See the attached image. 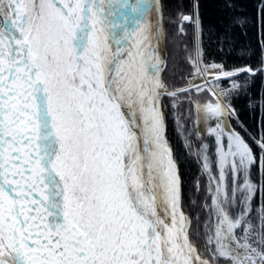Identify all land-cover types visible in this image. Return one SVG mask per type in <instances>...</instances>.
Instances as JSON below:
<instances>
[{
	"label": "snow or ice",
	"instance_id": "1",
	"mask_svg": "<svg viewBox=\"0 0 264 264\" xmlns=\"http://www.w3.org/2000/svg\"><path fill=\"white\" fill-rule=\"evenodd\" d=\"M163 15L162 0H0V264H264V90L249 95L255 135L230 99L248 93L241 74L264 75V0L231 21L256 27L259 66L204 63L199 0L178 12L204 85L171 91L160 74ZM220 81L230 87H208ZM193 90L214 100L196 105L188 129L176 113ZM165 98L208 177L211 259L190 239ZM209 120L214 151L199 129Z\"/></svg>",
	"mask_w": 264,
	"mask_h": 264
},
{
	"label": "trees",
	"instance_id": "2",
	"mask_svg": "<svg viewBox=\"0 0 264 264\" xmlns=\"http://www.w3.org/2000/svg\"><path fill=\"white\" fill-rule=\"evenodd\" d=\"M163 17L165 19V30L167 32V41L165 44L168 58L163 70V78L170 88L183 87L187 82V75L193 73L194 69L189 62V55L192 47L193 27L185 24L187 35H181L179 32L178 12L188 13L191 11L192 0H162ZM200 15L205 29L203 39V57L204 63L210 64L225 63L229 69L243 67L247 64L259 66L260 51L257 47V29L254 25L249 24L246 27H233L231 21L233 17L252 18L256 13L257 0H199ZM232 4L231 8L227 4ZM227 36L230 43H223ZM187 45L188 50H185ZM243 84L249 82L248 93L243 90L230 95L232 106L235 108L240 122L245 128L256 134L259 124V115L249 108V95L255 97L258 91L264 90V75H258L251 78L246 74H241L238 78ZM221 89L230 87L229 81H221ZM191 92L181 96L177 115L183 114L186 118L183 120L193 128V122L196 121V105H204L200 99H192ZM191 95V99L188 98ZM169 105V124L168 135L171 147L174 149L175 158L180 166L183 180V210L187 212L192 219V226L189 229L190 238L195 243L202 242L203 224L207 218V211L204 209L207 192L205 187L208 183L207 175L197 173L194 169L195 163L193 155L189 156L183 151L176 137L179 133L176 130V124L173 120V111L171 108V99L165 98L164 101ZM235 124V121H233ZM239 131V128H237ZM209 145L215 150V139L209 140ZM255 151L258 148L253 145ZM253 177L256 178V169H253ZM200 181L201 192L195 191L196 181ZM195 202V203H193ZM210 202V201H208ZM227 261L224 260L223 263Z\"/></svg>",
	"mask_w": 264,
	"mask_h": 264
},
{
	"label": "rangeland",
	"instance_id": "3",
	"mask_svg": "<svg viewBox=\"0 0 264 264\" xmlns=\"http://www.w3.org/2000/svg\"><path fill=\"white\" fill-rule=\"evenodd\" d=\"M163 28H164V37L161 39V42H160V51H159V55H160V57H161L165 62H167L168 53H167V51H166V47H165V44H166V41H167V32H166V30H165V19H164V17H163ZM163 50H164V52H165V55L163 54ZM165 66H166V63H165L164 65L161 66V70H160L161 78L163 79V81H164V78H163V70H164ZM193 72H194V71H193ZM191 76H193V73H190V74L187 75V79H186V80H187L188 84H186V85L183 86V87H186V86L189 85V83L191 82V79H190ZM164 82H165V81H164ZM220 82H221V81H220ZM220 82H219L218 85H214L213 83H209L208 87L213 88V90L216 91L217 94H219L220 89H221V87L223 86ZM165 84H166V83H165ZM166 85H167V84H166ZM203 85H204V84H202L201 86H203ZM183 87H177V88H183ZM177 88H170V87L168 86V89H169V90H173V89H177ZM190 94H192V99H193V100H194V99H200L201 102H205V103L214 100V97H212L211 92H209V91L197 92V91L193 90V91H191ZM188 98L191 99V95L189 96V94H188ZM196 117H197V114H196ZM182 123H184V122L182 121ZM168 124H169V120H168ZM184 125H185L186 128H188V129H192V127L189 126L187 123H184ZM213 127H216V124H214ZM200 132H201V130H200ZM201 133H202V132H201ZM206 133H207V131H205L204 142H206V143L209 144V140H210L211 138H213V139H215V138H214V137H209V136H207ZM167 134H168V133H167ZM185 136H187V133H184L183 135L179 134L178 137H176V139H177L179 145L182 147L183 151H184V152L186 153V155H188L189 158H190V156L193 155V154H191V153H194V152H195L196 142H195V140H193L191 137H189V139L192 140L193 147H192L191 149L186 148V147H185V142H184V138H185ZM168 138H169V135H168ZM172 149H173V148H172ZM173 155H174V158H175V152H174V149H173ZM193 156L195 157V159H193V161H194L195 163H192L193 165L195 164V165H194V169L196 170L197 173H199V174L201 173L202 175H205V173H203V171H202L201 165H200V163H199L197 157H196L195 155H193ZM190 159H191V158H190ZM207 179H208V177H207ZM200 192H201V189H200V191L197 192V193H200ZM201 193H204V192H201ZM237 211H239V209H237ZM185 214L188 215L187 212H185ZM188 216H189V215H188ZM191 226H192V225H191ZM190 239H191L192 242L197 246L198 250H199V251H200V252H201L206 258L211 259V257L205 252V239H204V238L202 239V242H199V243H197V244L195 243V241H194L192 238H190ZM223 262H224V259L221 258V259H219L218 261H216L215 264H227V262H225V263H223Z\"/></svg>",
	"mask_w": 264,
	"mask_h": 264
},
{
	"label": "bare ground",
	"instance_id": "4",
	"mask_svg": "<svg viewBox=\"0 0 264 264\" xmlns=\"http://www.w3.org/2000/svg\"><path fill=\"white\" fill-rule=\"evenodd\" d=\"M151 19L155 20V15L154 14H152ZM163 54L165 55L164 50H163ZM190 79H191V83L192 84H196V85L204 84V78L203 77H199V76H194L193 75V76L190 77ZM208 79H209V81H211V77H209ZM200 130H201L202 134H204V136H205L206 129L201 128Z\"/></svg>",
	"mask_w": 264,
	"mask_h": 264
},
{
	"label": "water",
	"instance_id": "5",
	"mask_svg": "<svg viewBox=\"0 0 264 264\" xmlns=\"http://www.w3.org/2000/svg\"><path fill=\"white\" fill-rule=\"evenodd\" d=\"M192 83L190 82L189 83V85H191ZM188 85V86H189ZM188 86H186V87H188ZM184 88V87H183ZM169 91H171V90H169ZM196 119H197V117H196ZM214 122L213 121H211V120H209V121H207V123H204V122H200V124H199V129H201V128H203V129H206V131H207V128L208 127H213L214 126ZM206 127V128H205Z\"/></svg>",
	"mask_w": 264,
	"mask_h": 264
}]
</instances>
